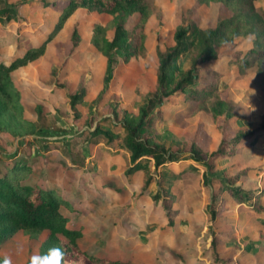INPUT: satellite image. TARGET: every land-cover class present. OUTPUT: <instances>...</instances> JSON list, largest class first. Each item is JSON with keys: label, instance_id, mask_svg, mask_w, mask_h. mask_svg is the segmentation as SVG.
Segmentation results:
<instances>
[{"label": "rangeland", "instance_id": "rangeland-1", "mask_svg": "<svg viewBox=\"0 0 264 264\" xmlns=\"http://www.w3.org/2000/svg\"><path fill=\"white\" fill-rule=\"evenodd\" d=\"M45 1L49 4L43 5L42 0H0V6L5 2L15 4L18 15L17 20L0 24V61L12 60L20 39L27 45L45 44L41 55L10 72L21 92L24 115L34 120L38 129L23 136L0 132V165L13 158L29 160L31 170L25 182L54 186L75 206L74 210L64 204L60 208L70 217L69 225L81 228L79 246L112 260L94 264H122L120 260L127 261L124 264H214L210 248L213 232L220 234L219 249L231 259L216 264H264L263 218L228 197L216 221L211 223L207 217L205 208L218 184L203 183V165L195 162L198 169L186 173L184 179L174 175L187 162H194L192 159L178 161L173 168L161 167L154 172L162 183L153 181L142 192V172L127 171L131 161L121 141L123 131L117 132L111 142L104 135L83 140L97 125L113 129V106L120 118L123 110L137 109L141 92L154 89L156 46L172 44L177 26L190 20H196L202 28L214 26L229 11L220 2L202 7L197 0H156L158 12L144 24L146 54L124 60L116 52L115 60L109 62L91 38L94 23L105 24L110 14L78 7L49 37L67 0ZM256 5L264 7V0ZM136 19L131 17L128 25ZM248 20L247 34L236 38L234 49L222 52L246 50L256 34H264L259 13ZM74 26L79 28L80 42L68 51ZM107 34L112 37L113 30ZM188 58V53L181 56L184 65ZM213 70L221 73L218 87H225L223 95L233 104L221 126L205 111L185 114L187 109H180L183 101L179 97L167 98L157 123L159 129L195 138L208 150L215 149L222 137L231 138L238 129L254 128L264 119V74L252 69L240 76L235 65L221 58L203 64L200 79ZM83 75L85 93L73 108L70 95L79 91ZM216 167L223 176L247 169L235 184L264 187V132L245 139L236 153L217 160ZM162 189L172 190V220L165 213L162 199L153 197ZM46 233L43 230L32 236L18 230L4 240L0 254L5 264H30L33 257L38 258Z\"/></svg>", "mask_w": 264, "mask_h": 264}, {"label": "trees", "instance_id": "trees-1", "mask_svg": "<svg viewBox=\"0 0 264 264\" xmlns=\"http://www.w3.org/2000/svg\"><path fill=\"white\" fill-rule=\"evenodd\" d=\"M197 1L202 7L211 2H220L229 14L220 18L214 26L206 28L200 27L196 20L177 26L173 32L172 44L164 48L156 46L158 65L154 89L141 92L137 109L123 110L120 118L116 107L113 106V129H103L102 125H97L92 131H88L83 140L104 135L111 142L118 135L117 132L123 131L121 141L129 151L131 161L127 171L142 172V192L153 181L162 183L156 179L154 171L169 165L173 168L176 165L174 163L178 161L192 159L194 162H187L175 171L174 176L184 179L186 173H193L198 169L195 164L197 162L204 167L203 183L207 185L213 181L218 184L205 208L211 223L218 219L226 197L244 205L264 221V187L246 188L242 184H235L237 179L247 173V169L240 170L235 175L223 176L218 173L216 167L217 160L236 153L239 144L245 139L261 135L264 132V119L262 124L254 128L238 129L231 138L222 137L213 150L202 148L195 138L177 135L167 128L157 127L162 118V105L169 97H179L183 101L180 109H187L185 114L202 110L217 122V126L222 125L233 104L223 95L225 87H218L220 72L213 70L204 75V80L200 79L202 65L207 62L222 58L228 65H235L240 76L252 69L264 74V42L261 41L264 40V34H256V40L246 50L237 49L227 54L222 52L224 49H234L237 46L236 38L247 34L250 25L248 19L252 14L255 16L259 13L264 20V7L258 8L256 5L259 0ZM41 3L49 4L45 0ZM78 7L110 14V19L105 24L94 23L91 38L92 43L109 62L115 60L116 52L122 55L124 60H128L132 55L146 54L144 24L151 14L158 12L156 0H67L61 8L56 24L48 34L49 37L55 34L68 15ZM133 16H137V19L129 26ZM11 19H18L15 4L5 2L0 6V24L6 25ZM109 29L113 30L112 37L107 34ZM79 42V28L74 26L68 51H73ZM17 47L18 52L9 63L0 61V132L7 131L14 136H23L35 133L38 127L34 120L24 115L21 92L10 72L36 59L43 53L45 44L41 42L37 45H27L20 39ZM187 53L188 63L184 65L181 56ZM85 81V76H81L79 91L70 95L73 108L82 100ZM97 99L96 97L93 103ZM30 167L29 160L22 158H13L0 165V244L18 230L32 236L47 230L39 245L38 264H94L112 261L107 257L89 253L79 246L77 239L81 236V228L69 225L67 222L70 217L60 208L64 204L74 210L75 206L59 194L54 186L25 182L30 174ZM171 191L165 189L153 195L155 199H162L163 208L166 209L165 213L170 220L175 212L170 207L173 199ZM220 243V234L213 232L210 248L214 264L231 260L219 249ZM55 249L59 251H54ZM5 260L0 254V264H5ZM120 262L127 263L124 260Z\"/></svg>", "mask_w": 264, "mask_h": 264}, {"label": "clouds", "instance_id": "clouds-1", "mask_svg": "<svg viewBox=\"0 0 264 264\" xmlns=\"http://www.w3.org/2000/svg\"><path fill=\"white\" fill-rule=\"evenodd\" d=\"M54 251H59L58 249H55ZM30 264H38V261H37V258L36 257H33L30 261Z\"/></svg>", "mask_w": 264, "mask_h": 264}]
</instances>
